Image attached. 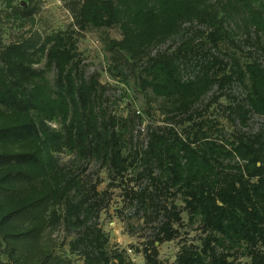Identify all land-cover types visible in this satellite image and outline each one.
<instances>
[{
    "label": "trees",
    "instance_id": "1",
    "mask_svg": "<svg viewBox=\"0 0 264 264\" xmlns=\"http://www.w3.org/2000/svg\"><path fill=\"white\" fill-rule=\"evenodd\" d=\"M12 10L20 19L36 13L31 6ZM73 17L81 29L118 26L123 39L112 47L128 63L144 64L140 86L164 100L173 117L190 114L215 85L226 87L223 78L233 77L246 96H229L231 115L243 123L250 112L264 115V0H84ZM194 21L215 29L217 41L224 23L242 24L247 38L254 34L259 41L262 59L238 63L229 77L222 75V62L198 52L194 37L174 52L152 54V45L185 33L183 25ZM73 49L55 35L41 48L29 39L0 53V264H69L52 240L61 225L84 228L71 242L72 252L80 250L87 264H103L101 231L87 222L97 205L90 204L79 176L60 165L56 154L63 150L109 165L121 178L141 169L138 179L181 194L190 219L199 220L210 236L201 250L183 248L176 264H264V131L238 135L227 150L204 131L205 121H194L185 138L173 129L153 130L145 148L126 155L128 121L103 108L104 87L97 76L79 75ZM38 52L46 57L43 71L30 62ZM186 69L197 72L186 79ZM225 158L244 163L224 165ZM132 194L145 206L155 198ZM239 249L250 262L230 261Z\"/></svg>",
    "mask_w": 264,
    "mask_h": 264
},
{
    "label": "rangeland",
    "instance_id": "2",
    "mask_svg": "<svg viewBox=\"0 0 264 264\" xmlns=\"http://www.w3.org/2000/svg\"><path fill=\"white\" fill-rule=\"evenodd\" d=\"M84 0H0V53L13 43L31 39L38 47H44L47 39L59 35L64 41L73 44L75 62L79 75L89 79L97 76L103 90V108L108 114L128 121L126 130V155L146 147L148 133L153 130L168 131L173 129L185 138L194 121H205L204 131L213 140L224 144L231 150L232 142L238 135H256L264 131V115L250 112L243 123L240 118L231 115L229 108L233 101L245 98L246 90L234 79L236 65L261 60L259 41L253 34L249 40L241 28L233 23H224L225 32L222 40H215L217 31L198 21L183 25L185 33L172 35L151 46L152 54L174 52L188 38H195L194 46L200 53H209L211 58L222 62V75L225 88L215 85L196 104L194 113L173 117L170 106L162 99L146 93L140 86L138 74L143 68L142 62L128 63L125 54L115 50L113 41L123 39L118 26L102 29H81L77 25L73 10ZM214 4L217 0H207ZM260 3H258L259 5ZM31 6L36 13L30 18L20 19L15 16L12 7ZM114 49V50H113ZM31 63L33 69L45 70L46 57L40 52L34 53ZM197 69L184 72V77L193 78ZM53 77V73H49ZM201 114V115H199ZM191 115L192 121L188 120ZM212 123H211V122ZM207 122V123H206ZM56 130L58 122L51 124ZM215 125V126H213ZM60 165L79 176L85 192L91 195L90 204L97 207L88 216V224L97 225L101 231L97 248L100 250L102 263L107 264H176L183 248L193 247L201 250L205 247L210 232L199 220L192 221L184 209L182 196L176 189L168 193L163 186L154 185L149 180L138 179L140 170H129L123 178L115 176L109 165L97 160H81L74 154L63 150L56 154ZM243 164L239 158H225L224 165ZM159 175V170H154ZM96 188L95 192L92 191ZM133 192L150 193L155 196L148 206L132 199ZM157 196V197H156ZM159 205L160 208L155 206ZM167 210V211H166ZM84 219V216H82ZM77 231L61 225L53 232L52 240L61 254H65L69 264H87L80 250L72 252L71 242L79 237ZM212 246H215L213 243ZM264 251V248L261 249ZM222 252V250H219ZM238 253L230 257L236 263L250 262V258ZM7 260V257H3Z\"/></svg>",
    "mask_w": 264,
    "mask_h": 264
}]
</instances>
